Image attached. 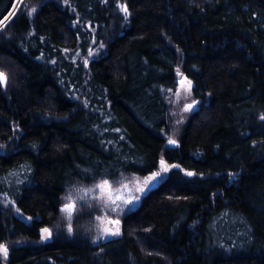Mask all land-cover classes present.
Listing matches in <instances>:
<instances>
[{
	"label": "trees",
	"instance_id": "1",
	"mask_svg": "<svg viewBox=\"0 0 264 264\" xmlns=\"http://www.w3.org/2000/svg\"><path fill=\"white\" fill-rule=\"evenodd\" d=\"M5 17L0 264H264V0H0ZM183 74L195 108L172 131ZM162 160L118 235L87 210L66 228L68 189Z\"/></svg>",
	"mask_w": 264,
	"mask_h": 264
},
{
	"label": "rangeland",
	"instance_id": "2",
	"mask_svg": "<svg viewBox=\"0 0 264 264\" xmlns=\"http://www.w3.org/2000/svg\"><path fill=\"white\" fill-rule=\"evenodd\" d=\"M178 79L183 80L182 76H178L177 80ZM177 92H179V97H177L176 95ZM167 101L170 106L169 109V115L171 117L170 129L173 131L175 130L176 126L181 122L182 120L181 118L185 117V115L188 112H190L195 108V102L192 99L191 92L190 94H186V87H181V84L179 82L177 83L174 90L170 93L169 97L167 98ZM188 104H192V108L189 111H184L185 106ZM154 172H160V177H158L156 181L152 182L151 186H153L164 175V172L161 171V168H159L157 171ZM152 173L143 176H139V175H133L130 177L122 176L116 179L115 183H112L111 181L108 180L112 186V189L114 190L120 189L119 192L113 193V199H115L116 195H120L125 199H130L136 196L140 198L141 195L148 188L145 189V191L142 193L138 192L136 189L137 187H143V181L147 177L152 175ZM103 180L106 179L95 181L94 183L86 187L76 186L75 190H73L75 188L74 187L72 189H68L64 193L63 196L64 199L61 205L60 213L66 228L71 226L72 219L77 215L81 218V220H83L82 215H84L85 210H87L88 214L93 216V220H94L93 228L97 232L95 234L96 239H105V238H109L110 236H114V235H105V231H104L105 229H109L112 232H116L117 230L118 233L120 232V229H118V225L110 223V221L119 219V217H121L124 214V212H126L128 209L136 205L139 199L133 200L131 204H125L120 200H117L116 203L113 204L108 200L107 192L103 193V199L95 198V197H100L102 195L100 190L96 188V185L101 183ZM122 185H127V188H122ZM68 203H73L75 205L71 214L62 211L64 206ZM89 203H92V206H89ZM113 209L115 210L113 211ZM74 227H77L79 229V226L77 224Z\"/></svg>",
	"mask_w": 264,
	"mask_h": 264
},
{
	"label": "snow or ice",
	"instance_id": "3",
	"mask_svg": "<svg viewBox=\"0 0 264 264\" xmlns=\"http://www.w3.org/2000/svg\"><path fill=\"white\" fill-rule=\"evenodd\" d=\"M122 11H124L125 13H127V8L122 6L121 8ZM32 11H35V9H33ZM8 19V17H5L4 20H0V26H3L5 24V21ZM91 55V53H89ZM85 63H87L85 61ZM6 83V76L4 73L0 72V85H3ZM181 87H186V94H190L191 91V81H187L186 79H183L180 81ZM177 97H179V92L176 93ZM192 108V104H188L185 106L184 111H189ZM169 144H175V140L169 139L168 141ZM161 171L162 172H167L168 171V166L165 164V162L162 160L161 161ZM187 175H192V173H187ZM160 177V172H154L152 173V175H150L149 177H147L144 181H143V187H137V191L138 192H144L145 189L150 188L152 185V182L156 181L157 178ZM96 188L100 190L101 192V196L100 197H95L97 199H103V193L107 192L108 193V200L115 204L117 200L122 201L125 204H131L133 202V200H138L139 197H132L130 199H125L124 197L120 196V195H116L115 199H113V193L114 192H119L120 189H112V186L110 184V182L108 180H103L101 183L96 185ZM122 188H127V185H122ZM91 191V190H88ZM75 207V205L73 203H68L64 206V208L62 209V211L68 212L69 214H71L73 208ZM115 209H113L114 211ZM110 223H114V224H118L119 221H110ZM43 233L47 234V235H43L42 239H47L48 235H50V232L48 229H43L42 230ZM105 235H118V230L116 232H112L109 229H105ZM7 247L3 244H0V254L4 255L5 257L7 256Z\"/></svg>",
	"mask_w": 264,
	"mask_h": 264
},
{
	"label": "bare ground",
	"instance_id": "4",
	"mask_svg": "<svg viewBox=\"0 0 264 264\" xmlns=\"http://www.w3.org/2000/svg\"><path fill=\"white\" fill-rule=\"evenodd\" d=\"M76 224L79 226V228L82 227V225H83V220H81V219L79 220V219H78V220L76 221ZM73 227H74V226H73ZM74 228H76V229L78 230L77 227H74ZM82 230H83V229H82ZM77 235H78V236H77L78 238L81 237V233H80V232L77 233Z\"/></svg>",
	"mask_w": 264,
	"mask_h": 264
},
{
	"label": "flooded vegetation",
	"instance_id": "5",
	"mask_svg": "<svg viewBox=\"0 0 264 264\" xmlns=\"http://www.w3.org/2000/svg\"><path fill=\"white\" fill-rule=\"evenodd\" d=\"M122 219H123V217L121 216V217H119V223L118 224H115V225H118V229H120V227H121V224H122ZM111 221H118V220H111ZM114 224V223H113ZM110 237H112V236H110Z\"/></svg>",
	"mask_w": 264,
	"mask_h": 264
},
{
	"label": "water",
	"instance_id": "6",
	"mask_svg": "<svg viewBox=\"0 0 264 264\" xmlns=\"http://www.w3.org/2000/svg\"><path fill=\"white\" fill-rule=\"evenodd\" d=\"M182 79H186L184 74L182 75ZM177 81L180 83L181 79H178ZM116 220L120 221L119 219H116Z\"/></svg>",
	"mask_w": 264,
	"mask_h": 264
}]
</instances>
